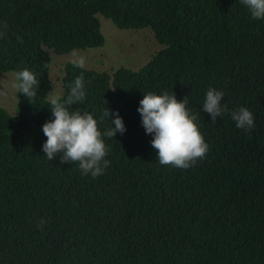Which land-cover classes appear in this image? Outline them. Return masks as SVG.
<instances>
[{"label":"trees","instance_id":"obj_1","mask_svg":"<svg viewBox=\"0 0 264 264\" xmlns=\"http://www.w3.org/2000/svg\"><path fill=\"white\" fill-rule=\"evenodd\" d=\"M101 16L149 28L162 47L137 69L65 64L61 100L81 74L86 92L69 111L91 113L103 134L109 108L126 128L102 136L110 164L92 177L45 157L42 126L54 119L50 51L102 46ZM0 31V71L40 81L31 102L17 93L14 112L0 106V264H264V19L241 0H0ZM210 87L228 109L215 123ZM164 92L188 96L209 145L187 169L159 163L137 110ZM241 106L250 132L231 118Z\"/></svg>","mask_w":264,"mask_h":264},{"label":"clouds","instance_id":"obj_2","mask_svg":"<svg viewBox=\"0 0 264 264\" xmlns=\"http://www.w3.org/2000/svg\"><path fill=\"white\" fill-rule=\"evenodd\" d=\"M241 3L246 6L253 19H264V0H241ZM3 27L6 29L7 25ZM4 35L6 33L0 31V38ZM71 62L75 67L83 68L85 58L80 57ZM15 78L17 93H23L31 102L37 96L40 81L28 68L18 71ZM84 89L85 82L81 74L70 86L66 100L62 101L57 96L49 97L54 119L42 126L47 137L42 148L48 160L62 153L61 164L78 163L82 174L98 177L110 164L105 159L109 149L102 136L114 138L117 132L123 134L126 128L119 112L112 113L109 108H106L103 115L109 118L114 115V119H111L114 127L103 134L98 127V120L91 113L79 110L70 112L69 105L86 98ZM223 97L224 92L216 88L210 87L206 92L202 106L210 114L213 123L228 111L227 106L221 103ZM139 103L137 110L141 114L142 125L147 134L154 135L151 144L157 150L161 165L187 169L206 157L209 145L199 130L198 113L191 112L187 107V95L183 100H178L174 93H148L144 94ZM230 115L237 128L250 132L255 127L254 115L247 107L241 106L231 111Z\"/></svg>","mask_w":264,"mask_h":264},{"label":"rangeland","instance_id":"obj_3","mask_svg":"<svg viewBox=\"0 0 264 264\" xmlns=\"http://www.w3.org/2000/svg\"><path fill=\"white\" fill-rule=\"evenodd\" d=\"M100 18L101 29L105 36V43L102 46L64 54L50 51L52 55L50 77L53 82L51 96L59 97L62 94L61 77L67 62L84 57V66L88 68L110 72L121 66L137 69L148 62L162 47L149 28L122 29L109 18L103 16ZM15 83V74L0 71V106L11 112L15 111L18 102Z\"/></svg>","mask_w":264,"mask_h":264}]
</instances>
